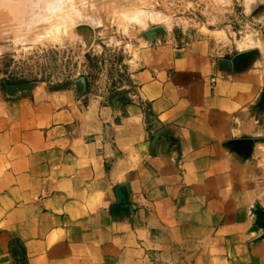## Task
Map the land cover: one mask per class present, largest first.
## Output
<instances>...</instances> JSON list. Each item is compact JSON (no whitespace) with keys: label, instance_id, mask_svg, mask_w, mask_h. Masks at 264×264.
Segmentation results:
<instances>
[{"label":"crops","instance_id":"obj_1","mask_svg":"<svg viewBox=\"0 0 264 264\" xmlns=\"http://www.w3.org/2000/svg\"><path fill=\"white\" fill-rule=\"evenodd\" d=\"M154 47L116 137L0 91V264H264V71Z\"/></svg>","mask_w":264,"mask_h":264},{"label":"rangeland","instance_id":"obj_2","mask_svg":"<svg viewBox=\"0 0 264 264\" xmlns=\"http://www.w3.org/2000/svg\"><path fill=\"white\" fill-rule=\"evenodd\" d=\"M193 40L264 71V0H0V91L51 95L116 137L118 98L149 52Z\"/></svg>","mask_w":264,"mask_h":264},{"label":"water","instance_id":"obj_3","mask_svg":"<svg viewBox=\"0 0 264 264\" xmlns=\"http://www.w3.org/2000/svg\"><path fill=\"white\" fill-rule=\"evenodd\" d=\"M242 58H243V54H239L233 59L232 62L231 61H224V62L228 63L230 66L232 64L238 66V64L242 61ZM256 213H257V224H262L264 222V208L258 205Z\"/></svg>","mask_w":264,"mask_h":264}]
</instances>
